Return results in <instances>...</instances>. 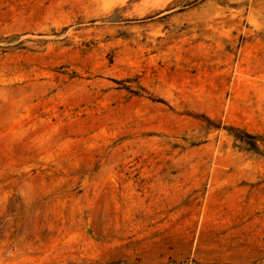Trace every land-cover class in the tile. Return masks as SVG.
Listing matches in <instances>:
<instances>
[{"label": "rangeland", "instance_id": "1", "mask_svg": "<svg viewBox=\"0 0 264 264\" xmlns=\"http://www.w3.org/2000/svg\"><path fill=\"white\" fill-rule=\"evenodd\" d=\"M0 264H264V0H0Z\"/></svg>", "mask_w": 264, "mask_h": 264}]
</instances>
